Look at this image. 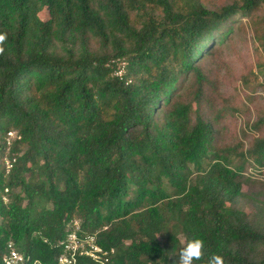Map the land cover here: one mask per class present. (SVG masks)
<instances>
[{"label":"trees","instance_id":"trees-1","mask_svg":"<svg viewBox=\"0 0 264 264\" xmlns=\"http://www.w3.org/2000/svg\"><path fill=\"white\" fill-rule=\"evenodd\" d=\"M260 7L0 0V264L9 242L25 264H58L71 232L94 236L109 264H172L193 238L195 264H264V227L239 206L246 168L264 167V114L247 147L221 143L238 105L205 67ZM252 75L264 81V59Z\"/></svg>","mask_w":264,"mask_h":264},{"label":"rangeland","instance_id":"rangeland-1","mask_svg":"<svg viewBox=\"0 0 264 264\" xmlns=\"http://www.w3.org/2000/svg\"><path fill=\"white\" fill-rule=\"evenodd\" d=\"M208 8L215 9L229 4L232 0H205ZM234 30L217 53L205 61V67L218 83L219 90L231 96L238 105L237 111L227 110L219 124L221 143L233 144L240 139L243 148L247 147L255 130L250 123L264 114V81L253 77L259 62L264 59V8L251 11L249 16H236ZM123 66L122 60H116ZM249 75V83L243 84L240 76ZM214 97V95L212 96ZM218 98H215L217 102ZM218 104V103H217ZM215 104H209V109ZM218 136V135H217ZM245 142V144H244ZM249 177L243 185L245 196L239 206L248 214L249 219L264 227V167L258 163L245 170Z\"/></svg>","mask_w":264,"mask_h":264},{"label":"built area","instance_id":"built-area-1","mask_svg":"<svg viewBox=\"0 0 264 264\" xmlns=\"http://www.w3.org/2000/svg\"><path fill=\"white\" fill-rule=\"evenodd\" d=\"M115 68L113 69V75L122 78L125 72V62L120 67L119 62L113 61ZM73 225L75 230L78 229V222L74 221ZM94 236L87 235L83 239H79L75 232H71L66 240L65 253L59 256L58 264H75L76 255H87L93 259L101 262L102 264H109L107 258H103L106 252L96 245ZM8 252L4 257L5 264H25L26 257L22 252L17 250L11 242L7 245Z\"/></svg>","mask_w":264,"mask_h":264},{"label":"clouds","instance_id":"clouds-1","mask_svg":"<svg viewBox=\"0 0 264 264\" xmlns=\"http://www.w3.org/2000/svg\"><path fill=\"white\" fill-rule=\"evenodd\" d=\"M6 40L7 34L0 32V55L5 51ZM172 256H175L172 264H195L197 261L204 260L205 243L200 238L190 239L181 247L178 254L174 253ZM205 264H225V261L222 255L214 253L208 256Z\"/></svg>","mask_w":264,"mask_h":264}]
</instances>
